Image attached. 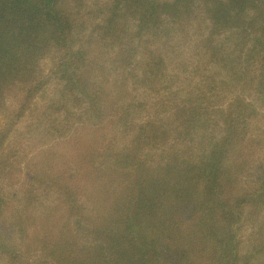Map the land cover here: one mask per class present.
<instances>
[{
	"label": "trees",
	"instance_id": "16d2710c",
	"mask_svg": "<svg viewBox=\"0 0 264 264\" xmlns=\"http://www.w3.org/2000/svg\"><path fill=\"white\" fill-rule=\"evenodd\" d=\"M84 2L0 0V264H264V0Z\"/></svg>",
	"mask_w": 264,
	"mask_h": 264
},
{
	"label": "rangeland",
	"instance_id": "374dc122",
	"mask_svg": "<svg viewBox=\"0 0 264 264\" xmlns=\"http://www.w3.org/2000/svg\"><path fill=\"white\" fill-rule=\"evenodd\" d=\"M98 2H99V0H85L82 11L80 12L79 16L85 17L87 15L88 18L93 17L92 15H94L95 13H92V11L94 10V8H96L95 5L96 4L98 5ZM50 64H51V60L49 57H46L41 61V67L43 68L45 73L48 71ZM4 100H5L4 101L5 102V110H4L3 114H0L1 123L6 119V117L8 115L12 114L14 111H16L18 109L19 104L22 102V95H21V93L12 94V95H9L8 97H6ZM40 106L44 108L43 104H41ZM44 109H45L47 114L49 113L52 116L57 114L59 116V120H61V118H63L64 115H66V111L63 108L61 110H59L57 113L54 111L53 107H51L50 109L49 108H44ZM64 118H66V117H64ZM67 118H69L68 115H67ZM67 118L64 119L63 121H67L68 120ZM19 125L20 124H18L17 126H19ZM64 125L65 124L63 123L62 127ZM64 129H65V127H63V130ZM50 141H51V139H50ZM49 142L46 145H44L43 147L49 146ZM22 163H23V160H22ZM39 193H40V191H38L37 195ZM39 195H41V193ZM51 199L52 198L49 199L50 202H51ZM36 202L37 201L34 202V207H37ZM263 223H264V215L259 213L256 225L252 227V230L255 232L257 230V228L259 227V225H261ZM250 229H251V227L246 226V225L240 228L239 235H240L242 240H248L246 238V235L249 233ZM253 243H254V240H251V246L253 245ZM249 246H250V242H244L243 244L241 243L240 244V248H241L240 251L243 254L248 253L247 251L250 249ZM252 249H253V247H252Z\"/></svg>",
	"mask_w": 264,
	"mask_h": 264
}]
</instances>
